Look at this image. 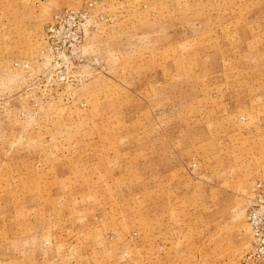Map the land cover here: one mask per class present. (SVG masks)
Listing matches in <instances>:
<instances>
[{
  "label": "rangeland",
  "instance_id": "374dc122",
  "mask_svg": "<svg viewBox=\"0 0 264 264\" xmlns=\"http://www.w3.org/2000/svg\"><path fill=\"white\" fill-rule=\"evenodd\" d=\"M87 1L103 71L31 110L12 60ZM262 172L264 0H0V264H242Z\"/></svg>",
  "mask_w": 264,
  "mask_h": 264
},
{
  "label": "built area",
  "instance_id": "2783aa9c",
  "mask_svg": "<svg viewBox=\"0 0 264 264\" xmlns=\"http://www.w3.org/2000/svg\"><path fill=\"white\" fill-rule=\"evenodd\" d=\"M107 20V14L93 1L62 7L51 14L42 32V47L30 59L12 61V67L21 71L22 87L27 91L24 97L29 94L31 110H37L48 99L50 87L76 85L81 78L103 71V64L88 55L85 46L87 38ZM20 114H26L24 109ZM257 187L258 192L245 213L252 238L242 264H264V185L259 181Z\"/></svg>",
  "mask_w": 264,
  "mask_h": 264
},
{
  "label": "crops",
  "instance_id": "0c3cea01",
  "mask_svg": "<svg viewBox=\"0 0 264 264\" xmlns=\"http://www.w3.org/2000/svg\"><path fill=\"white\" fill-rule=\"evenodd\" d=\"M90 38H91V37H88V38H87V41H86L87 43H86V46H85L86 49H87V47L90 48V44H91V40H90ZM13 60H15V59H13ZM13 60H12V61H13ZM10 69L15 70V71H18V70H16V69H13L12 64H11V66H10ZM18 72H19V71H18ZM20 72H21V71H20ZM3 108H4L5 110L8 109L7 107H5V106L3 105V107H2V111H5ZM6 108H7V109H6ZM5 112H6V111H5ZM263 175H264V172H262L259 176H263ZM245 213H246V212H245ZM168 248H171V245L168 246Z\"/></svg>",
  "mask_w": 264,
  "mask_h": 264
}]
</instances>
